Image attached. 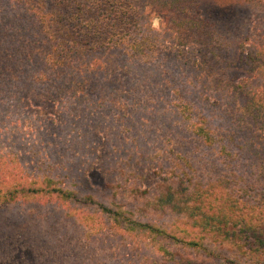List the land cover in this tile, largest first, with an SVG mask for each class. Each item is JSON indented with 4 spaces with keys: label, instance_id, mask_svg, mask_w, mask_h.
Masks as SVG:
<instances>
[{
    "label": "trees",
    "instance_id": "16d2710c",
    "mask_svg": "<svg viewBox=\"0 0 264 264\" xmlns=\"http://www.w3.org/2000/svg\"><path fill=\"white\" fill-rule=\"evenodd\" d=\"M191 4L0 0V144L18 139L35 161L24 160L21 178L0 181L1 253L14 227L37 224L27 216H37L31 209L44 202L125 264H264V34L237 45L256 61L250 73L214 86L210 60L215 50H227L219 41L236 23L226 20L231 25L223 28L216 8L192 11ZM88 89L126 98L143 91L147 102L118 116L134 127L131 134L108 133L104 144L114 143L123 156L111 159L115 148L101 155L104 190L86 176L98 158L92 147L102 139L85 123L97 130L108 107L93 122L81 116L80 107L91 105ZM150 91L159 92V103ZM48 94L65 97L58 104L60 144H51L45 131L36 134L41 111L30 95ZM118 119L112 116V124ZM22 204L30 207L27 216L1 221L10 206ZM29 242L26 253L11 248L12 258L34 261Z\"/></svg>",
    "mask_w": 264,
    "mask_h": 264
},
{
    "label": "rangeland",
    "instance_id": "374dc122",
    "mask_svg": "<svg viewBox=\"0 0 264 264\" xmlns=\"http://www.w3.org/2000/svg\"><path fill=\"white\" fill-rule=\"evenodd\" d=\"M190 6L191 7L187 8H190L192 11L195 6H198L197 9L204 10L205 13H210L213 8H216L221 12V18H219L218 22H222L223 28L224 26L231 25L227 21L232 20L236 23L235 26L232 25L235 27V31H229L226 34L223 33V39L219 41L221 47L224 48V45L227 46L225 48L227 50H222L221 52L215 50L213 54L215 57L211 58L212 56H209V58H211V65L208 74L211 75L214 86L220 87L224 84H235V82L247 76L250 73V65L255 64L256 61L251 62L253 56H250L248 53L242 55L237 45L247 40L249 41L253 36L258 38V36L260 37L264 34V0H192ZM152 21L155 29L160 30L162 28L163 21L160 17L155 16ZM261 40L264 44V35L261 37ZM226 54H228V56H226ZM239 60H243V62L246 63L243 64L242 61L239 63ZM118 79L119 81H123V75H120ZM96 92L97 91L92 92L89 89L87 90V94L90 95L86 96V98L90 100L92 97L91 105L87 107V109H85L86 106L83 108L80 107L79 111H81V116H84L89 122H93L96 111L102 113L103 105L108 107L102 113L106 119L103 118L104 121L102 125H99L97 130L93 128V123H85V128H87L90 134L94 135L93 137L97 138V136H99L98 138L102 139L97 141L92 147L98 158L93 165V169L90 171L87 169L86 176L94 188L104 190L107 178L100 167L102 163L101 155L105 151L115 148L116 150L112 152L111 159H121L120 157L123 156L122 149H117L114 143L108 146L104 144L105 141H107L108 133L112 132L113 134H117V132L121 130L123 136L131 134L134 131V127L129 124H122L118 116L125 114V112L127 116H130L132 110L140 106H146L147 102L143 95V91L139 96L138 94L140 91L136 95H128L130 96L128 98L123 97L124 95L122 96V94L126 92H119L118 94L110 93L111 95L109 97L105 96L106 94L103 95L99 93L102 96L100 97ZM121 96L125 101L124 104L121 103ZM149 96L150 100H156L157 103L160 102L161 98L159 97V92L150 91ZM61 97L65 98L62 95L57 97L56 95L52 96V94L40 96L30 95V100L34 108L41 111V120L39 121L40 127H37L36 134L40 135V132L45 131L48 134V140L51 144L55 142L60 144L63 139L64 132L61 133L63 119L60 111H58L59 99ZM95 102H98V105H95ZM93 111L94 113L92 115L91 112ZM112 116L118 119V121L116 120V124H112ZM53 124H55L56 127L60 126V130L59 128H55ZM30 127H32V125L29 123L26 127L28 128L26 130L27 132L30 130ZM78 130L82 132L83 128H79ZM3 138H5V140L7 139L6 137ZM121 141L123 142V140ZM40 143L44 146V139L40 141ZM46 144H49L47 140ZM12 145L13 149L16 148L15 145H19L21 147L20 151L14 153ZM25 150L28 152V146H26V144L22 145L21 141L19 143L18 139H12V141L8 139L4 144H0V181L2 183L12 182L16 177H22V172L19 171L18 168L24 165V160H26V164L30 166L34 165L35 161L31 162L27 159V155L24 154ZM83 162L86 163V159L82 160V166ZM40 205H37L40 206V211L37 209V206L31 209V211L36 212L39 217L35 215L27 216L30 207L24 204L18 206L13 205L6 210L1 221L5 219L7 221L13 220V218L16 219L14 216L15 213H22L21 217L27 216V218H36L38 221L37 224H31V220L27 221L20 229L14 227V238L10 241L6 239L3 241L7 243L4 246L7 252L5 251L6 256L4 253L0 252V264H125L121 254L116 252L114 255L115 260H112L108 248L99 247L87 242L80 231L74 230L72 226L69 227L64 224L61 218L56 217L53 208H46L44 202H41ZM45 221H48L49 225L53 227H51V229L47 228L44 223ZM36 225L38 228H36ZM34 238L36 241H34ZM30 240L33 241L34 252L37 256L34 258V261L26 257L17 259L16 255H14L15 258H12L11 248L15 250L17 246L26 253L29 248ZM0 249L3 250V248ZM2 255H4V257H2Z\"/></svg>",
    "mask_w": 264,
    "mask_h": 264
}]
</instances>
